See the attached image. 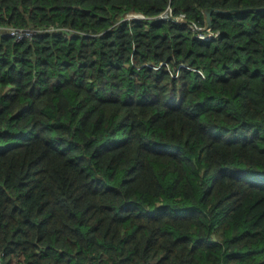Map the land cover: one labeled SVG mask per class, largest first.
<instances>
[{
	"label": "trees",
	"instance_id": "16d2710c",
	"mask_svg": "<svg viewBox=\"0 0 264 264\" xmlns=\"http://www.w3.org/2000/svg\"><path fill=\"white\" fill-rule=\"evenodd\" d=\"M0 27L38 31L0 37V264H264V0H0Z\"/></svg>",
	"mask_w": 264,
	"mask_h": 264
},
{
	"label": "built area",
	"instance_id": "2783aa9c",
	"mask_svg": "<svg viewBox=\"0 0 264 264\" xmlns=\"http://www.w3.org/2000/svg\"><path fill=\"white\" fill-rule=\"evenodd\" d=\"M140 17L144 18L143 15H130V17ZM161 19L171 20L175 24H186L188 27L197 33V37L202 40H211L213 37H217L220 33L213 32L207 28H199L197 24L193 21H190L185 13L175 16L173 9L169 8L165 13L160 16ZM50 29L49 31H53ZM37 30L34 29H19V28H4L0 27V37L3 34H9L12 37H15L17 40L32 39V37L37 33Z\"/></svg>",
	"mask_w": 264,
	"mask_h": 264
},
{
	"label": "water",
	"instance_id": "95a60500",
	"mask_svg": "<svg viewBox=\"0 0 264 264\" xmlns=\"http://www.w3.org/2000/svg\"><path fill=\"white\" fill-rule=\"evenodd\" d=\"M211 17H212V11H209L207 14V20H208L209 27H211V25H212Z\"/></svg>",
	"mask_w": 264,
	"mask_h": 264
},
{
	"label": "clouds",
	"instance_id": "9594fccd",
	"mask_svg": "<svg viewBox=\"0 0 264 264\" xmlns=\"http://www.w3.org/2000/svg\"><path fill=\"white\" fill-rule=\"evenodd\" d=\"M130 15H133V14H129L127 17L130 18ZM134 15H137V14H134ZM133 18H140V17H133Z\"/></svg>",
	"mask_w": 264,
	"mask_h": 264
},
{
	"label": "rangeland",
	"instance_id": "374dc122",
	"mask_svg": "<svg viewBox=\"0 0 264 264\" xmlns=\"http://www.w3.org/2000/svg\"><path fill=\"white\" fill-rule=\"evenodd\" d=\"M130 18H133L132 16Z\"/></svg>",
	"mask_w": 264,
	"mask_h": 264
}]
</instances>
